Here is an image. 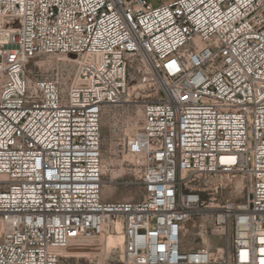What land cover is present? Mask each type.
<instances>
[{"label": "built area", "instance_id": "obj_1", "mask_svg": "<svg viewBox=\"0 0 264 264\" xmlns=\"http://www.w3.org/2000/svg\"><path fill=\"white\" fill-rule=\"evenodd\" d=\"M151 1L0 0V264H60L116 224L120 264H264V0ZM141 102V200L105 202L102 113ZM233 180L244 202L211 212ZM193 216L215 243L182 245Z\"/></svg>", "mask_w": 264, "mask_h": 264}, {"label": "rangeland", "instance_id": "obj_2", "mask_svg": "<svg viewBox=\"0 0 264 264\" xmlns=\"http://www.w3.org/2000/svg\"><path fill=\"white\" fill-rule=\"evenodd\" d=\"M168 0H153L151 5L158 6ZM74 55H71L73 57ZM71 62V58H67ZM59 63L56 58L42 57L36 59L29 66L30 71L37 76L58 80L62 86H69L74 80L77 65L71 62L68 64L66 72L56 69ZM143 118V108L141 103L126 104L119 107L106 108L101 116V137H102V170L103 187L101 197L105 202H121L126 200L140 201L142 188L138 183V165L136 161L126 156L123 152L125 144L140 127ZM130 182L131 185H125ZM213 185V184H212ZM211 185V186H212ZM211 190L208 192L210 193ZM246 192L242 191L240 182L231 181L225 189H219L217 193L206 195L204 201L210 203L208 198H215L210 205L211 212L216 211L217 206L223 204L225 199L234 200L237 204L244 202ZM209 212V214L211 213ZM201 225V226H200ZM207 225V226H206ZM117 235L109 233L104 235V239L98 242H85L84 245L90 248L89 252L81 255L62 257L60 264H120L121 251L104 244L105 238L112 234L114 237H121V231L116 229ZM187 233V234H186ZM202 236L206 237L209 244L216 242L208 219L200 216H193L185 227V234L182 238L184 247H200L204 245ZM99 243V244H98ZM102 245V246H100Z\"/></svg>", "mask_w": 264, "mask_h": 264}, {"label": "bare ground", "instance_id": "obj_3", "mask_svg": "<svg viewBox=\"0 0 264 264\" xmlns=\"http://www.w3.org/2000/svg\"><path fill=\"white\" fill-rule=\"evenodd\" d=\"M210 208H213V207H210ZM214 208H218V207H214ZM116 229L121 231V227H120L119 224H116L115 230ZM103 239H104V235L98 239V242L100 240L102 241ZM202 240H203L204 245H209L208 240H207L206 237L202 236ZM104 244L106 246L113 247V249H115L116 251L117 250L121 251L120 248H121V245H123V237L122 238L121 237L117 238V237H114L112 234H110L109 236H107V238H105ZM100 246H102V245H100ZM89 249L90 248H88V246L84 245L83 243L73 244V245H71L70 247H68L66 250H64L62 252V257H70V256H73V255H81L84 251L85 252L86 251L89 252L91 250V249L90 250Z\"/></svg>", "mask_w": 264, "mask_h": 264}]
</instances>
